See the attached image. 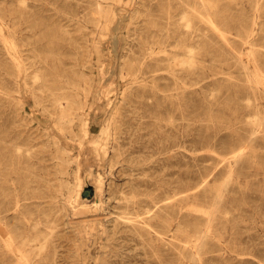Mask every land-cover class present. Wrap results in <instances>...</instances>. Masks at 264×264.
<instances>
[{
  "label": "rangeland",
  "instance_id": "374dc122",
  "mask_svg": "<svg viewBox=\"0 0 264 264\" xmlns=\"http://www.w3.org/2000/svg\"><path fill=\"white\" fill-rule=\"evenodd\" d=\"M263 70L264 0H0V264H264Z\"/></svg>",
  "mask_w": 264,
  "mask_h": 264
},
{
  "label": "bare ground",
  "instance_id": "6f19581e",
  "mask_svg": "<svg viewBox=\"0 0 264 264\" xmlns=\"http://www.w3.org/2000/svg\"><path fill=\"white\" fill-rule=\"evenodd\" d=\"M205 6V5H204ZM206 8V7H205ZM248 35V34H247ZM168 37V36H167ZM170 37V36H169ZM162 39V38H161ZM247 39V38H246ZM154 47V46H153ZM151 49V48H150ZM150 49H149V52H150ZM144 50V49H143ZM192 50V49H191ZM147 52V51H146ZM192 52V51H191ZM145 55V54H144ZM189 55H191V54H189ZM106 56V55H105ZM192 56V55H191ZM158 58V57H157ZM174 57H172V59H173ZM189 58V57H188ZM192 58V57H191ZM142 59V58H141ZM143 59H144V57H143ZM186 60V59H185ZM187 60H189V59H187ZM192 60V59H191ZM190 60V61H191ZM155 61V60H154ZM160 61V60H159ZM168 61H172V60H168ZM140 62V61H139ZM150 62V60L148 61V63ZM134 63V62H133ZM141 63V62H140ZM147 63V62H146ZM155 64V63H154ZM192 64V63H191ZM153 65V64H152ZM151 65V66H152ZM147 66V65H146ZM150 66V67H151ZM140 68V67H139ZM149 68V67H148ZM135 69V68H134ZM161 70V69H160ZM173 70V69H172ZM113 71V70H112ZM130 71V70H129ZM133 71V70H132ZM154 71V70H153ZM121 72V71H120ZM248 72V71H247ZM258 72V71H257ZM263 73H264V70H263ZM262 73V74H263ZM133 74V73H132ZM135 74V73H134ZM158 77V76H157ZM261 78V77H260ZM261 79H263V78H261ZM136 80V79H135ZM254 81V80H253ZM256 81V80H255ZM163 89V88H162ZM160 90V89H159ZM155 92V91H154ZM157 92V91H156ZM161 92V91H160ZM170 97V96H169ZM108 98V97H107ZM249 98V97H248ZM247 98V99H248ZM251 98V97H250ZM114 100V99H113ZM249 100V99H248ZM251 100V99H250ZM99 101V100H98ZM128 105V104H127ZM121 110V109H120ZM257 110V109H256ZM90 112V111H89ZM120 114V113H119ZM257 115V114H256ZM254 116V115H253ZM259 116H260V114H259ZM87 117V116H86ZM89 120V117H87V118H85V124H89L87 121ZM257 120V119H256ZM107 122V121H106ZM125 122V121H124ZM127 122H128V120H127ZM258 122H259V120H258ZM262 122V121H261ZM82 123H83V121H82ZM84 124V126H85V131H84V135H83V139L81 140V142H80V144H79V154L80 155H83L84 154V152H85V149H86V145H87V143L88 142H86V139L85 138H87L89 135H88V125H85ZM125 124V123H124ZM95 127H96V125H95ZM124 127V126H123ZM107 128V127H106ZM83 129V128H82ZM129 129V128H128ZM106 130V129H105ZM124 130V129H123ZM122 131V130H121ZM110 132V131H109ZM123 132V131H122ZM101 133V132H100ZM102 133H103V131H102ZM125 133V132H124ZM114 134V133H113ZM101 136V135H100ZM111 136V135H110ZM113 137V136H112ZM102 140V139H101ZM95 141V140H94ZM93 142V141H92ZM96 142V141H95ZM157 142V141H156ZM155 142V143H156ZM103 143H104V141H103ZM106 143V142H105ZM91 144V143H90ZM102 144V143H101ZM93 145V144H92ZM92 145H91V147H92ZM97 145V144H96ZM100 145V144H99ZM118 145V144H117ZM88 146V145H87ZM115 145H113V147H114ZM159 146V145H158ZM172 146V145H171ZM106 146H104L103 145V148H105ZM109 147V146H108ZM120 147H121V145H120ZM167 147H168V145H167ZM102 148V147H101ZM102 148V149H103ZM115 148V147H114ZM117 149H118V147H116ZM115 148V149H116ZM173 148V147H172ZM100 149V148H99ZM107 149V148H106ZM109 149H111V148H109ZM116 149V150H117ZM115 152V151H114ZM99 153V152H98ZM105 154V153H104ZM108 154V153H107ZM119 155V154H118ZM117 156V155H116ZM106 157H107V155H106ZM82 159V158H81ZM104 159H105V157H104ZM107 160V159H106ZM79 163H81V162H79ZM82 164V163H81ZM81 165H78V169H77V179H78V190H77V195H76V200L78 201L77 202V205H76V207H79L78 209H82L83 207H86V203H83V202H79V190H81L80 189V185H81V182L83 181V180H81V175H80V173H81V167H80ZM84 166V165H83ZM102 180L99 178L98 179V182H97V191H101L102 190ZM96 191V190H95ZM4 193V192H3ZM96 193V192H95ZM19 196V195H18ZM14 197V196H13ZM12 197V198H13ZM72 197V196H71ZM15 198V197H14ZM68 199V198H67ZM9 200V199H8ZM11 200V199H10ZM69 200V199H68ZM71 201V200H70ZM2 202V201H1ZM6 202V201H5ZM10 202V201H9ZM69 202V201H68ZM3 203V202H2ZM8 203V202H7ZM4 204V203H3ZM12 204V203H11ZM99 204V203H98ZM23 205V203H21V205L20 206H22ZM8 206V205H7ZM9 206H11V205H9ZM75 206V205H74ZM2 207H3V205H2ZM10 212V211H9ZM4 213V212H3ZM2 213V214H3ZM7 213V212H6ZM210 216V215H209ZM2 217V216H1ZM210 218V217H209ZM1 219V218H0ZM211 222V221H210ZM206 225H207V223H206ZM34 227V226H33ZM202 231H204V230H202ZM21 232V231H20ZM19 234V233H18ZM204 234V233H203ZM207 235V234H206ZM206 237V236H205ZM3 238V237H2ZM204 238V237H203ZM11 239V238H10ZM24 239H26V238H24ZM30 239V238H29ZM202 239V238H201ZM200 239V240H201ZM199 239H198V241H200ZM22 241V240H21ZM198 243V242H197ZM203 243V242H202ZM201 243V244H202ZM44 244V243H43ZM8 246V245H7ZM9 248V247H8ZM42 248V247H41ZM19 250V249H18ZM35 251V250H34ZM2 253V252H1ZM15 256V255H14ZM7 258V257H6ZM34 259V258H33ZM2 260V259H1ZM5 262V261H4Z\"/></svg>",
  "mask_w": 264,
  "mask_h": 264
}]
</instances>
